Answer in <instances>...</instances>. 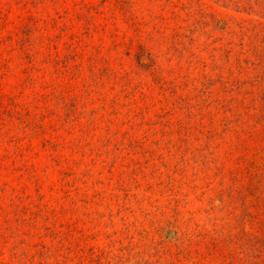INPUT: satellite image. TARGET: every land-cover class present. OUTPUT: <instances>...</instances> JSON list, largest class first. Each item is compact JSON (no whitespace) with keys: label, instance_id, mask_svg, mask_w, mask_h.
I'll list each match as a JSON object with an SVG mask.
<instances>
[{"label":"rangeland","instance_id":"1","mask_svg":"<svg viewBox=\"0 0 264 264\" xmlns=\"http://www.w3.org/2000/svg\"><path fill=\"white\" fill-rule=\"evenodd\" d=\"M0 264H264V0H0Z\"/></svg>","mask_w":264,"mask_h":264}]
</instances>
